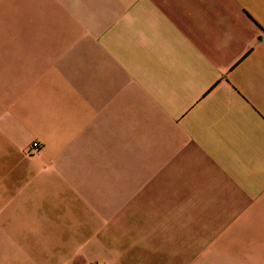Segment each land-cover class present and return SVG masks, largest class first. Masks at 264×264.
<instances>
[{"label": "crops", "instance_id": "1", "mask_svg": "<svg viewBox=\"0 0 264 264\" xmlns=\"http://www.w3.org/2000/svg\"><path fill=\"white\" fill-rule=\"evenodd\" d=\"M0 264H264V0H0Z\"/></svg>", "mask_w": 264, "mask_h": 264}, {"label": "built area", "instance_id": "2", "mask_svg": "<svg viewBox=\"0 0 264 264\" xmlns=\"http://www.w3.org/2000/svg\"><path fill=\"white\" fill-rule=\"evenodd\" d=\"M38 148H39L38 144H33V145H32V152H33V153H36L37 150H38Z\"/></svg>", "mask_w": 264, "mask_h": 264}]
</instances>
